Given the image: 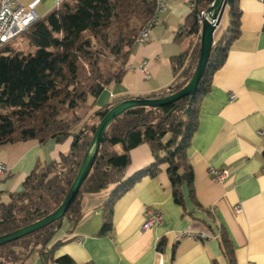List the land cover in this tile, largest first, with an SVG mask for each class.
Wrapping results in <instances>:
<instances>
[{"label": "trees", "instance_id": "trees-1", "mask_svg": "<svg viewBox=\"0 0 264 264\" xmlns=\"http://www.w3.org/2000/svg\"><path fill=\"white\" fill-rule=\"evenodd\" d=\"M191 1L184 32L192 37L190 42L194 38L196 42L171 59L172 83L144 97L158 98L179 90L196 67L200 36L194 9L205 11L213 0ZM155 4V0H61L22 32L35 46L34 52L12 51L9 44L0 49V145L29 139L60 143L71 138L66 154L37 164L21 189L9 193L8 201H0V235L37 221L59 206L101 118L116 103L134 97H114L94 108L99 94L121 81L135 37L154 14ZM224 14L228 15V24L215 39L194 97H182L161 107L137 106L119 115L106 128L91 171L61 223L55 220L1 244L0 264H23L34 254L46 263L72 264L68 256L54 259L53 252L62 243L56 235L63 221L71 227L80 221L84 195L110 187L102 205L99 232L104 234L112 227L115 200L140 177L154 176L162 164L166 165L174 202L183 205L182 186L186 184L193 192L186 149L197 127L200 100L209 90L212 74L224 64L231 41L239 34L238 0H227ZM142 143L148 144L153 160L127 175L130 151ZM219 238L232 257L223 230Z\"/></svg>", "mask_w": 264, "mask_h": 264}, {"label": "crops", "instance_id": "crops-1", "mask_svg": "<svg viewBox=\"0 0 264 264\" xmlns=\"http://www.w3.org/2000/svg\"><path fill=\"white\" fill-rule=\"evenodd\" d=\"M20 1L26 5L32 0ZM191 4V0H166L149 39L134 44L121 81L99 94L105 100L98 107L114 97L144 96L172 83L171 59L193 47L192 37L184 32ZM55 6L56 0H40L35 7L38 19ZM238 8L239 34L200 100L197 127L186 149L192 194L184 184L183 205L174 202L162 164L154 176L140 177L115 200L112 227L104 234L99 232L102 205L110 187L85 194L80 221L71 227L64 220L56 235L62 243L54 250V259L68 256L72 264H264V0H238ZM227 24L228 15L223 13L216 31ZM144 60L150 72L147 79L139 70ZM230 94L235 98L229 99ZM70 144L71 138L0 145V161L10 167L0 179V201L19 191L37 164L58 159ZM152 160L148 144L138 145L130 151L127 175ZM210 169L225 171L223 180L214 181ZM148 207L162 214V222L142 230ZM221 230L232 257L220 241ZM182 232L187 235L180 236ZM23 264L60 263H46L34 254Z\"/></svg>", "mask_w": 264, "mask_h": 264}, {"label": "water", "instance_id": "water-1", "mask_svg": "<svg viewBox=\"0 0 264 264\" xmlns=\"http://www.w3.org/2000/svg\"><path fill=\"white\" fill-rule=\"evenodd\" d=\"M226 6L227 0H213V2L205 10L206 16L203 17L199 33L200 46L198 61L188 82L179 90L163 97L147 98L144 96H134L133 98L120 101L112 106L99 121L91 142L87 148V151L83 156L77 173L70 185V188L59 206L37 221H34L19 229L0 235V245L18 239L55 220H59V223H61L62 217L65 215L71 203L75 200L81 185L91 171V168L98 154L101 138L106 128L124 111L137 106L161 107L173 103L182 97H194L198 88L199 80L204 73L211 48L213 46L215 31L219 27ZM194 11L199 13L196 7ZM189 110L190 101L188 102V106L185 109V113L188 114Z\"/></svg>", "mask_w": 264, "mask_h": 264}, {"label": "built area", "instance_id": "built-area-1", "mask_svg": "<svg viewBox=\"0 0 264 264\" xmlns=\"http://www.w3.org/2000/svg\"><path fill=\"white\" fill-rule=\"evenodd\" d=\"M39 1L40 0H32L25 5L20 0H0V49L6 44H9L16 36L22 33L30 24L38 19V14L35 11V7ZM60 1L61 0H56V5ZM155 2L156 4L154 14L142 25L135 37L134 44L136 45H143L147 42L151 30L157 23V14L166 7V0H155ZM191 6L193 7V2ZM205 16V11H200L197 15L199 33L203 17ZM139 70L144 78L147 79L150 77V72L146 67L145 60L139 65ZM234 98L235 94H230L229 99ZM9 172L10 167L6 163L0 161V179L6 177ZM210 174L214 181H222L225 176V171L210 169ZM235 210H240L239 205H236ZM147 214L148 217L141 226L142 230L162 222V214L153 207L147 208ZM185 235H187L185 232L180 234V236ZM198 236L202 238L208 237V235L205 233H198Z\"/></svg>", "mask_w": 264, "mask_h": 264}, {"label": "rangeland", "instance_id": "rangeland-1", "mask_svg": "<svg viewBox=\"0 0 264 264\" xmlns=\"http://www.w3.org/2000/svg\"><path fill=\"white\" fill-rule=\"evenodd\" d=\"M221 33V30L216 31V36L218 37L219 34ZM215 37V36H214ZM216 37V38H217ZM215 38V39H216ZM196 42V38L193 39V41L191 42L193 45ZM9 48L12 51H21L23 53H28V52H34L36 50L35 46L32 45L31 43H29L28 39L25 37L24 33L19 34L18 36H16L12 42L9 44ZM100 96V95H99ZM98 96V98L96 99V107L100 106L105 98H103V96L100 98Z\"/></svg>", "mask_w": 264, "mask_h": 264}]
</instances>
